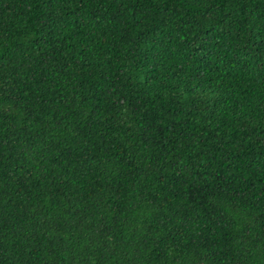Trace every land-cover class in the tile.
I'll return each instance as SVG.
<instances>
[{
  "label": "trees",
  "instance_id": "obj_1",
  "mask_svg": "<svg viewBox=\"0 0 264 264\" xmlns=\"http://www.w3.org/2000/svg\"><path fill=\"white\" fill-rule=\"evenodd\" d=\"M0 264H264V0H0Z\"/></svg>",
  "mask_w": 264,
  "mask_h": 264
}]
</instances>
